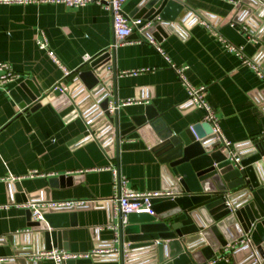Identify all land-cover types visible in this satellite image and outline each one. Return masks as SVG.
<instances>
[{
	"label": "crops",
	"instance_id": "0c3cea01",
	"mask_svg": "<svg viewBox=\"0 0 264 264\" xmlns=\"http://www.w3.org/2000/svg\"><path fill=\"white\" fill-rule=\"evenodd\" d=\"M141 1L127 0L124 12L132 15ZM183 1L191 11L208 17L230 41L242 45L248 56L263 63L264 56L259 53L263 43L248 35L256 36L264 23L255 10L258 0ZM41 33L62 64L72 71L70 76L65 77L61 66L39 47ZM142 34L139 30L127 39L118 38L112 12L96 1L82 7L0 3V61L10 63L17 73L0 88V264H57L50 258L31 259L28 249L34 248L33 252L37 247L26 246L33 230L28 226L26 210L32 202L63 201H86L73 207L77 225L68 228L70 249L64 251L83 255L108 249L95 254L93 264H120L114 250L119 247L121 213L119 205L111 200L115 195L111 166L119 164L132 189L165 190V166L150 142L132 132L121 139L118 153L114 146L106 151L96 137L73 143L101 112H95L89 120L78 117L67 122L51 102L35 110H23L11 91L28 78L44 91L57 85L66 92L76 88L83 91L75 71L87 57L115 47L119 108L124 114H141L150 106L175 133L203 122L204 111L188 101L176 71ZM159 43L172 63L188 66L186 75L193 84L208 86L207 100L217 110L228 139L245 146L264 137V80L201 24L196 13L178 22L176 31ZM143 68L151 70L124 73ZM129 99L133 102L122 104ZM34 171L39 174L31 175ZM10 185L25 201L14 200ZM191 264L200 263L193 259ZM211 264H264V260H251L248 250L240 246L228 258Z\"/></svg>",
	"mask_w": 264,
	"mask_h": 264
},
{
	"label": "water",
	"instance_id": "95a60500",
	"mask_svg": "<svg viewBox=\"0 0 264 264\" xmlns=\"http://www.w3.org/2000/svg\"><path fill=\"white\" fill-rule=\"evenodd\" d=\"M255 10L264 20V0L255 1ZM192 13L200 14L183 0H142L132 15H126L143 20L134 34L145 28L144 40L160 42ZM256 37L263 43L259 53L264 56V23ZM75 73L83 91L66 92L57 86L44 91L28 78L11 95L23 110L51 102L67 122L78 117L89 120L101 112L73 143L96 137L106 151L114 146L118 153L122 138L140 133L165 166L164 188L173 193L152 199L154 215L131 213L126 223L120 217L119 247L114 252L120 264H191L193 259L202 264L248 233L251 240L242 248L251 260H264V137L237 145L240 162L236 163L222 150L208 122L175 133L150 106L141 114H124L119 108L115 47L92 57ZM13 189L10 185L14 200L25 201ZM26 215L33 228L26 246L37 247L33 252L34 248L28 249L30 254L70 249L68 228L77 225L75 208H28ZM93 259H68L65 264H93Z\"/></svg>",
	"mask_w": 264,
	"mask_h": 264
},
{
	"label": "built area",
	"instance_id": "2783aa9c",
	"mask_svg": "<svg viewBox=\"0 0 264 264\" xmlns=\"http://www.w3.org/2000/svg\"><path fill=\"white\" fill-rule=\"evenodd\" d=\"M96 1L103 5L105 8L109 9L113 14V26L115 33L120 39H127L133 33L135 26L142 24V19H131L124 12V4L127 0H0V3L4 4H27L32 2H44V3H62L67 6L72 7H82L87 5L90 2ZM199 22L210 29L224 44V46L231 52L235 53L242 61V64L249 65L254 69L257 76L264 80V65L259 60L254 57L248 56L244 52V47L230 41L226 36H224L217 27L212 24L209 18L202 16L201 14H196ZM145 28L140 29L141 32ZM245 31L246 26L244 27ZM249 38L253 41H258L259 39L252 33H248ZM146 41L155 46V48L165 57L169 62L170 66L176 71L180 77L182 83L184 84L187 94L188 101L196 108L202 109L204 111L203 122H208L213 130V133L216 134L217 138L221 141V148L224 152H227L228 158L236 163L240 162L239 150L237 149V144L228 139L223 131L220 124V117L217 110L212 106L207 100L206 94L208 86L206 84L196 85L193 84L186 75V70L188 69L187 65H176L171 62L170 57L165 53L161 44L155 38H147ZM37 44L40 48L47 50L49 56L58 63L64 71L65 77L70 76L72 71L68 69L65 65L62 64L61 60L56 55L55 51L51 49L49 41L44 33H41L40 37L37 40ZM116 45V44H115ZM92 57H87L86 61L90 60ZM151 70L150 68H143L133 71H125L124 73L137 74L140 72ZM0 88L5 85L8 81H12L17 77V73L13 70L12 66L8 62L0 61ZM63 91H65L62 85H57ZM132 100L123 101V105L132 103ZM114 106H111V111H114ZM111 170L114 177V188L115 195L111 198L113 202H116L119 205V211L123 218V221L126 223L128 221V216L131 213H149L154 215L155 211L153 210L152 199L155 197H163L172 195L171 190H157V191H139L132 189L128 184V178L120 173V170L116 164L111 166ZM39 174L38 171H34L31 175ZM86 201H63V202H32L29 207L35 208L36 210L41 207L48 208H65V207H74L79 204H83ZM39 218H43L42 214H38ZM251 240L250 234H245L242 238L236 239L233 242H230L225 246L220 255L217 254L216 258L207 260L205 264H211L213 261L220 258H228L229 254L242 246L243 244L248 243ZM110 250L96 249L93 252L86 253L83 255H77L70 253L64 250L53 249L50 251L43 250L38 253L31 254V259H44L50 258L54 259L57 264H65V261L68 259L76 258H89L93 257L95 254H100ZM114 251H117L115 249ZM3 260V259H0Z\"/></svg>",
	"mask_w": 264,
	"mask_h": 264
}]
</instances>
